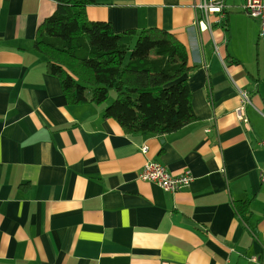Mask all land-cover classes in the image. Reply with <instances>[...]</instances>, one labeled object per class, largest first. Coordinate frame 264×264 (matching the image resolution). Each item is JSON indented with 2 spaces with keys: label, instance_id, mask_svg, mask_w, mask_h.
Returning a JSON list of instances; mask_svg holds the SVG:
<instances>
[{
  "label": "crops",
  "instance_id": "1",
  "mask_svg": "<svg viewBox=\"0 0 264 264\" xmlns=\"http://www.w3.org/2000/svg\"><path fill=\"white\" fill-rule=\"evenodd\" d=\"M199 2L87 7L90 21L116 33H174L198 66L187 77L197 121L164 136H131L104 117L103 105H69L48 74L34 42L57 3L0 0V264L264 261V38L259 22L244 17L251 50L243 59L230 12L241 5L227 4L225 26L210 32L197 23ZM149 161L193 181L166 192L139 178ZM246 200L250 212L241 214L236 202Z\"/></svg>",
  "mask_w": 264,
  "mask_h": 264
},
{
  "label": "trees",
  "instance_id": "2",
  "mask_svg": "<svg viewBox=\"0 0 264 264\" xmlns=\"http://www.w3.org/2000/svg\"><path fill=\"white\" fill-rule=\"evenodd\" d=\"M54 1L34 48L69 105H103L114 90L104 117L131 136H164L197 121L187 77L198 66L185 42L157 28L116 33L109 22H92L87 7L97 0ZM250 205L236 202V210L249 213Z\"/></svg>",
  "mask_w": 264,
  "mask_h": 264
},
{
  "label": "built area",
  "instance_id": "3",
  "mask_svg": "<svg viewBox=\"0 0 264 264\" xmlns=\"http://www.w3.org/2000/svg\"><path fill=\"white\" fill-rule=\"evenodd\" d=\"M240 9L251 19L259 22L260 37L264 38V0H245ZM196 10L197 23L202 20L210 32H212L214 26H223L225 23L228 12L227 0H200L196 5ZM216 51L218 55L221 56L218 46L216 47ZM249 102L247 95H244L243 106ZM237 116L241 121H247L244 117L243 107L237 110ZM142 152L147 154L148 148L146 146L142 147ZM139 178L144 182L157 184L160 188L169 193H177L188 187L193 181L190 172L186 171L180 175H174L166 166L157 161L147 162ZM262 181L264 182V173ZM250 261L253 264H264V261L261 262L257 257L251 258Z\"/></svg>",
  "mask_w": 264,
  "mask_h": 264
},
{
  "label": "rangeland",
  "instance_id": "4",
  "mask_svg": "<svg viewBox=\"0 0 264 264\" xmlns=\"http://www.w3.org/2000/svg\"><path fill=\"white\" fill-rule=\"evenodd\" d=\"M233 1H234V3H237L238 5H241V6L244 3V0H228L227 4L233 5ZM241 6H240V8H241ZM240 8H235V9L231 10V8H229V6H228V11L231 10L230 12H231L232 16L236 17L233 20V24H232L233 29H234V38H233L234 42L232 43V45L234 46L235 51L243 59L244 58L246 59L248 56L247 54L251 50V47L248 43V36H249L248 34H251V33L246 34L242 31V30H244V29H242V28H244V25L247 24V22L244 18V17L247 18V15L245 13H242ZM226 35H227V37H229V32H226ZM255 51H256V49H255ZM227 62H228V60H227ZM115 98H116V92L114 90H111L110 94H109V99L107 100V102L105 104H103V107L104 108L108 107L110 104L113 103Z\"/></svg>",
  "mask_w": 264,
  "mask_h": 264
}]
</instances>
